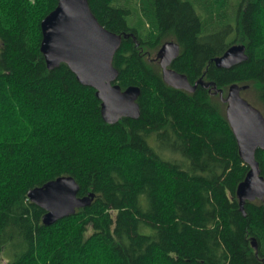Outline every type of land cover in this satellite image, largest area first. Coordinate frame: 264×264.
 Segmentation results:
<instances>
[{
  "label": "trees",
  "instance_id": "obj_1",
  "mask_svg": "<svg viewBox=\"0 0 264 264\" xmlns=\"http://www.w3.org/2000/svg\"><path fill=\"white\" fill-rule=\"evenodd\" d=\"M87 1L125 36L112 65L122 90L140 89V116L105 123L94 89L65 64L47 68L40 23L56 0H0V264H264V199L240 211L248 167L213 89L246 87L264 116V0H241L234 28L227 0H136L137 15L121 0ZM170 41V68L211 86L164 83L150 56ZM234 44L247 61L217 68ZM255 157L264 178V150ZM65 176L94 198L45 226L27 194Z\"/></svg>",
  "mask_w": 264,
  "mask_h": 264
},
{
  "label": "water",
  "instance_id": "obj_2",
  "mask_svg": "<svg viewBox=\"0 0 264 264\" xmlns=\"http://www.w3.org/2000/svg\"><path fill=\"white\" fill-rule=\"evenodd\" d=\"M57 6L40 23L42 39L40 52L49 70L65 64L83 86L95 90L101 102V115L105 123L113 125L122 118L138 119L140 108L137 99L140 89L128 87L122 90L116 80L118 71L112 61L120 48L122 38L100 25L87 0H56ZM179 46L166 42L158 50L162 79L168 86L194 93L198 86L208 88L212 83L202 80L190 84L187 77L169 66L177 57ZM243 44L231 45L221 56L213 59L217 68L230 69L247 61ZM225 104V116L235 137L238 154L248 167L244 179L236 188L240 211L244 203L264 199V178L256 161V153L264 150V116L259 109L241 96L247 89L238 84L228 87L224 97L222 90L213 86ZM79 186L69 176L48 181L41 187L31 189L29 201L44 210L42 224L50 226L63 218L72 216L76 210L90 206L94 194L79 197ZM254 250L257 246L251 241Z\"/></svg>",
  "mask_w": 264,
  "mask_h": 264
},
{
  "label": "rangeland",
  "instance_id": "obj_3",
  "mask_svg": "<svg viewBox=\"0 0 264 264\" xmlns=\"http://www.w3.org/2000/svg\"><path fill=\"white\" fill-rule=\"evenodd\" d=\"M189 1H193V0H189ZM240 1L241 0H227L228 6L226 8V10H227L226 13H227L228 17L224 20V23L225 24H229L232 28L235 27L234 26L235 25V22H234L233 11L236 10V8H237V6H238V4H239ZM121 2H122V4H124L125 6H127L128 8L132 9L136 13V15H137V11H135L136 10L135 8L137 6L136 5V0H121ZM194 4H195L196 10L198 12L202 13V9L199 6V4H196V3H194ZM131 20H132V18L129 19V22H131ZM233 35H234V29H232L231 33H229L228 36L226 34V38L225 39L228 41V40H230V39L233 38ZM156 54H157L156 52L155 53H152L151 56H150V58H152V60H155ZM241 96L244 99H247V100H250V101L253 99V93L250 90L247 93H245V91H242L241 92ZM258 109L261 111V109L259 107H258ZM3 264H4V262H3Z\"/></svg>",
  "mask_w": 264,
  "mask_h": 264
},
{
  "label": "flooded vegetation",
  "instance_id": "obj_4",
  "mask_svg": "<svg viewBox=\"0 0 264 264\" xmlns=\"http://www.w3.org/2000/svg\"><path fill=\"white\" fill-rule=\"evenodd\" d=\"M157 55V54H156ZM156 59V62L158 63V65H159V59H157V58H155ZM160 66V65H159ZM170 67V66H169Z\"/></svg>",
  "mask_w": 264,
  "mask_h": 264
},
{
  "label": "bare ground",
  "instance_id": "obj_5",
  "mask_svg": "<svg viewBox=\"0 0 264 264\" xmlns=\"http://www.w3.org/2000/svg\"><path fill=\"white\" fill-rule=\"evenodd\" d=\"M245 43V42H244ZM161 48V47H160ZM117 81V80H116ZM133 87H136V86H133ZM138 88V87H137Z\"/></svg>",
  "mask_w": 264,
  "mask_h": 264
}]
</instances>
